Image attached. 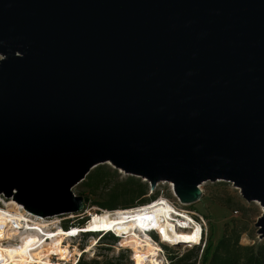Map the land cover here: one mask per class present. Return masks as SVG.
I'll list each match as a JSON object with an SVG mask.
<instances>
[{
    "label": "water",
    "instance_id": "obj_1",
    "mask_svg": "<svg viewBox=\"0 0 264 264\" xmlns=\"http://www.w3.org/2000/svg\"><path fill=\"white\" fill-rule=\"evenodd\" d=\"M103 163L183 204L231 183L264 239V0H0V194L77 213Z\"/></svg>",
    "mask_w": 264,
    "mask_h": 264
},
{
    "label": "rangeland",
    "instance_id": "obj_2",
    "mask_svg": "<svg viewBox=\"0 0 264 264\" xmlns=\"http://www.w3.org/2000/svg\"><path fill=\"white\" fill-rule=\"evenodd\" d=\"M98 166L108 167L112 170H116L119 180H122L125 177L129 176L122 170L113 168V166L109 163H103ZM80 186V183L75 185L72 188L73 193L80 196L86 195V192L81 191ZM200 187L203 190L201 200L193 204H189V206H185V208L195 210L209 220L208 241H211L212 245H214L221 238L224 224L228 222L230 223L233 220H240L242 223L246 224V230L240 238L241 244H254L261 241L258 238L257 230L254 226L257 218L262 212V208L259 203L245 201L241 197L237 188H235L231 183H227L224 181L214 183L205 182ZM161 190L163 191V194L165 196L171 197L169 189L165 184H161L151 196L157 195ZM87 197L88 201L84 204V209L82 211L77 213H66L52 217H45L43 219H45L49 223L48 225L50 227H52L53 225L60 226L65 231L75 229L72 226H78L79 228L84 226V219L87 224L92 220H95L92 225H94L96 228L101 227L100 225H95V222H97V219H100V217L98 216H102L100 215L102 213V209L93 202L96 200H103V198H97L93 196ZM0 207H9L12 211H17L19 209L18 207L22 206L13 201L11 198H5L0 194ZM111 216L112 215H110L109 218ZM82 218L84 219L82 220ZM53 222H56V224H53ZM7 227H11V225ZM5 230L6 228L1 230V233L5 232ZM20 231L22 232L23 229L18 228L16 233H19ZM16 236H18V234ZM16 236L15 239L13 238L11 240H5L4 243L19 246L21 244L20 239L19 237L16 238ZM62 237L63 236L59 237L56 244L61 248V250H64L65 247H68L69 254L67 256H65V252H59L57 254L55 252H52L50 241H47L46 244L44 243V245L48 249V252H45L44 249H42L43 247L41 248L43 250V255L45 253L49 255V260L52 255H55V257H52V260H50L54 263L73 264L74 261L79 257V254L81 252H84L80 256V258L88 263L96 261L98 262L97 264H130L128 258L130 251L128 249L123 250V252H121L123 254V257L120 255H116L114 248V246L116 245V240L113 238L106 237L105 239H103V237L98 238V235L91 236L84 233H79L77 236L70 238ZM124 242H126L125 244L128 246L127 239H125ZM167 251L171 253L170 258H172L179 257L189 252L190 250L183 249L181 247H170L167 248ZM193 251L196 252L197 249H193ZM134 257L137 261L136 263L139 264L141 260L140 255L137 253ZM198 258L199 253L197 251V259Z\"/></svg>",
    "mask_w": 264,
    "mask_h": 264
},
{
    "label": "bare ground",
    "instance_id": "obj_3",
    "mask_svg": "<svg viewBox=\"0 0 264 264\" xmlns=\"http://www.w3.org/2000/svg\"><path fill=\"white\" fill-rule=\"evenodd\" d=\"M163 198L164 197H161V199ZM156 204L158 203L150 205V207L153 208L152 211H155L152 215L158 217V215L163 214L166 217L161 221L158 220L151 222L150 226L157 229L163 238L162 241H169L172 244H175L176 242H188L189 240L185 239V237L195 235V240L198 238V225H194L191 231H178L176 229V223L172 221V216L169 215V207L166 205L153 207ZM150 207H140L136 210H145ZM18 208L17 211H12L9 207H0V264H59L50 261L55 255H52L49 260V255L47 253L44 255L42 254V249H44L45 252H48L44 243L46 244L47 241H50L52 252H55L56 254L59 252H65V256H67L69 254L68 247L61 250L56 244L59 237L63 236L62 238H70L73 235L77 236L78 233L86 231L90 233L113 231L118 236H122L120 243L123 247L128 248L131 251L134 264H137L134 257L137 253L141 258L139 264H161V257L158 253V251L161 250L160 245L148 234L140 232V226L146 224L143 223L141 212H138V219L130 221L129 213L131 211H122L123 209L102 210L103 219H106V228L97 229L94 225H87V230L80 231L82 228H79L67 232L60 226L53 225L50 227L45 219L28 214L22 207ZM110 215L112 216L109 218ZM175 222H178V224L183 227L189 225L187 221H180L179 219H176ZM53 224H56V222H53ZM9 225H11V227H7ZM4 228H6L5 232L1 233V230ZM18 228L23 229V231L16 233ZM17 234L18 236H16ZM15 236L20 239L21 244L19 246L4 243L5 240L15 239ZM125 239H127L128 246L125 244L126 242H124ZM83 253L84 252H81L79 257Z\"/></svg>",
    "mask_w": 264,
    "mask_h": 264
},
{
    "label": "trees",
    "instance_id": "obj_4",
    "mask_svg": "<svg viewBox=\"0 0 264 264\" xmlns=\"http://www.w3.org/2000/svg\"><path fill=\"white\" fill-rule=\"evenodd\" d=\"M80 185L81 191L86 192V195H83L84 204L88 201L87 196L103 198V200L93 202L102 210L127 209L146 203L156 197V195L146 196L149 187L140 178L127 176L119 180L116 170L103 166H96L92 169L80 182ZM100 215L102 216H98L100 219L96 220L95 225L101 227H97V229L106 228V220L103 219L102 213ZM94 221L92 220L86 226H91ZM72 227L79 229L78 226ZM245 230L246 224L240 220H233L224 224L221 238L214 245L208 241L201 253L199 264H264V239L254 244H241L240 238ZM106 237L115 239L111 235L104 236L103 239ZM193 249H189V252L179 257L170 258L169 264H196L199 249L196 252ZM120 256L123 257V254L121 253ZM97 263L96 261L88 263L79 258L76 264Z\"/></svg>",
    "mask_w": 264,
    "mask_h": 264
},
{
    "label": "built area",
    "instance_id": "obj_5",
    "mask_svg": "<svg viewBox=\"0 0 264 264\" xmlns=\"http://www.w3.org/2000/svg\"><path fill=\"white\" fill-rule=\"evenodd\" d=\"M161 184L167 185L172 198L168 197V196H165L163 194V191L161 190L156 195V197L154 199H151L150 201H148L146 203H143V204H139V205L127 208V209H123L122 211H126V210L131 211L129 213V215H130L129 218L131 219L130 221H134L135 219H138L137 218L139 216L138 212L142 213L141 215L143 217L142 218L143 223H146V224L143 225V226L142 225L140 226V232L148 234L156 243H158L160 245L161 250H159L158 253H159V256L161 257L160 258L161 264H169L170 263V255H171V253L167 251V248H170V247H174V248L181 247L183 249H188V250L189 249H193V248L199 249V258H198V260L196 262V264H199L201 253L203 252L206 244L208 243L209 220L205 216H203L201 213H199V212H197L195 210H192V209L185 208V206H189V204H183V203L180 202V200L178 199V197L174 193L173 184L170 183V182L157 183V186H156L155 190L151 191L150 189H148V193H147L146 196L147 197L151 196L154 193V191H156ZM148 187H149V185H148ZM200 190H201V192L203 191L201 187H200ZM202 195H201V198H202ZM161 197H164V198L161 199ZM155 203H158V204H156L153 207L160 206V205L161 206H165L166 205V206L169 207V211H168L169 215L172 216V219H173L172 221L174 223H176V229L178 231H183V232L184 231H191L192 227L194 225H198V227H199L198 238L196 240H189L188 242H184V243H180V244L178 242H176L175 244H172L169 241L168 242L167 241L166 242L162 241L163 238L160 235V233L157 231V229L153 228V226H150L151 222H155V221H158V220L161 221V220L165 219V217H166L163 214L158 215V217H156V215H152V213L155 212V211H152L153 208L150 207V205L155 204ZM140 207H142V208L150 207V208H147L145 210H136V209H138ZM22 208H23V206H22ZM148 211H150V212H148ZM176 219H179L180 221H187L189 223V225L186 226V227L180 226L178 224V222H175ZM140 222H142V221H140ZM86 224L87 223L85 221V224H84L85 226H83V227L85 229H88ZM84 234H90L91 236L98 235L99 236L98 238H101V237H104V236H107V235L113 236L115 238V240H116V245L114 246L116 255H120L121 252H123V250H127L128 249V248L123 247L121 245V243H120V240L122 239V236H118L113 231H110V232H107V231L106 232H91V233L90 232H86ZM79 258L80 257H78L74 261L73 264H76ZM128 258H129L130 264H134V262L132 260L131 251H130V254H129Z\"/></svg>",
    "mask_w": 264,
    "mask_h": 264
},
{
    "label": "snow or ice",
    "instance_id": "obj_6",
    "mask_svg": "<svg viewBox=\"0 0 264 264\" xmlns=\"http://www.w3.org/2000/svg\"><path fill=\"white\" fill-rule=\"evenodd\" d=\"M185 239H187V240H195V235L190 236V237H185Z\"/></svg>",
    "mask_w": 264,
    "mask_h": 264
}]
</instances>
